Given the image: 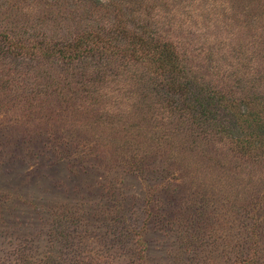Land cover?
<instances>
[{
  "label": "rangeland",
  "instance_id": "obj_1",
  "mask_svg": "<svg viewBox=\"0 0 264 264\" xmlns=\"http://www.w3.org/2000/svg\"><path fill=\"white\" fill-rule=\"evenodd\" d=\"M109 1L102 11L127 16L128 26L147 21L167 33L198 75L211 70L202 59L208 51L223 72L239 66L233 47L264 70V0ZM46 2L62 6L66 32L44 18L38 25L34 3L10 13L26 18L24 28L23 20L10 24L16 34L40 41L45 29L67 35L99 22L96 0H86L93 11L76 22L67 18L74 0ZM3 7L0 26L9 15ZM40 52L26 54L45 61ZM111 53L94 52L87 64L43 62L50 77L30 84L39 95L43 82L56 81L43 104L27 102L15 82L8 87L24 72V57L0 54V264H264V167L217 136L192 144L193 134L175 125L176 109L169 116L144 105L159 77L152 52ZM84 78L113 97L103 103L82 93ZM129 155L142 156L143 167Z\"/></svg>",
  "mask_w": 264,
  "mask_h": 264
},
{
  "label": "trees",
  "instance_id": "obj_2",
  "mask_svg": "<svg viewBox=\"0 0 264 264\" xmlns=\"http://www.w3.org/2000/svg\"><path fill=\"white\" fill-rule=\"evenodd\" d=\"M34 1L0 0V6H4L1 13H9L8 16L4 15L3 17L7 18L5 20L6 26H0V54L15 57L22 55L21 57L24 58L21 59V62L25 65L23 73L17 74L18 76H10L12 82L8 87H13V82H15L16 88L18 87L25 92L23 97L27 102L43 104V102H48L49 97H54L50 91L55 85V80L51 81V84L43 82L41 84L42 90L39 91L38 89L39 95H37V87L32 88L30 86L35 81L47 80L50 77L47 70H43L46 69L43 62L49 61L52 56L56 57L54 61L57 63L59 60L64 61V59L70 61H74V59L84 61L85 59L86 62L84 63L87 64L90 62V57L94 56V52L101 58L102 55H111L113 51L148 50L149 53L154 54L153 60H155L156 65L153 70H155L154 74L159 77L156 80L153 79L154 84L150 87L149 92L144 89V92L148 93V95L144 93L141 96L144 105L147 102L149 103L148 107H151L150 110L165 112L169 116L176 109L177 122L175 125L178 129L183 128L189 135L193 134L191 137L192 144H196L195 142L201 137L217 136V140L227 141L231 150H235L244 156L245 160L247 158L248 161H253L264 167V88L258 87L262 86L260 83L264 82V70L260 71L258 69L260 67L256 69L251 65L249 66L250 57L247 58V55H244V51H241L240 48L228 49L232 52L234 59L240 62V65L232 67L228 65L225 71L227 73L221 69V60L218 59L219 61L216 62L211 60L210 57L214 53L208 51L204 58L202 56V59L205 67L211 70L207 76L198 75L189 63L186 52L182 51L180 46H176L167 33L162 34V31L156 28V30H152L153 28H149L147 25V21L137 23L132 19L130 21L135 25L130 24L128 26L126 23L127 16L122 19L121 14L113 13L109 9L106 12L102 11V6H104L102 0H96V6L99 7L95 9L99 10L97 12L100 19L93 27L87 24L83 26L79 24L75 31H67L69 33L67 35L64 33L52 34L53 31L48 33L45 29L40 36L45 38L44 40H29L35 36L34 33L24 36L22 33V35L16 34V30L10 27V24L14 27L18 24V20L20 22L23 20L19 28H24L25 17H20L18 20L9 18L12 11L15 14L16 9L23 10V5L27 7L36 3V7L42 13L33 15L32 19L34 20L36 17L34 21L38 25H40V20L44 18V20H51L53 30L58 29L66 32L65 24L61 20L65 19L64 13L61 12L62 6H59V9L55 11L49 9L53 5L51 2H46V0ZM119 1L128 3L129 0ZM111 4H113V0L109 6ZM73 5L68 10L67 18L70 16V22H76V19L81 20L93 11L91 5L86 7V0H74ZM113 5L115 6V3ZM92 7L94 8V5ZM37 50L41 51L39 55L45 57V61L37 59V57L31 59L26 54H36ZM255 70L257 74H255ZM20 74H22L21 77H19ZM140 74H144V71ZM210 75L217 78L214 79ZM66 77V74L59 72L60 80L66 79ZM29 78H32L31 83H29ZM89 79L80 80L84 81L80 82V91L82 93L92 91L97 100L99 97L103 103H107V98L110 100L113 95L109 91L106 95L102 93V89L96 88L99 87L95 84L98 83V79L94 83ZM54 89H61L59 93L63 99L70 100V96L63 95L64 88L55 86ZM12 93L17 92L14 90ZM95 97L94 100L96 101ZM177 98L179 103L175 102ZM181 101L183 103H180ZM107 105L104 107L109 109L111 105ZM104 114L103 119L111 116L107 111H104ZM48 131L51 133L50 130ZM128 157L132 165L143 167L142 156L129 155Z\"/></svg>",
  "mask_w": 264,
  "mask_h": 264
}]
</instances>
